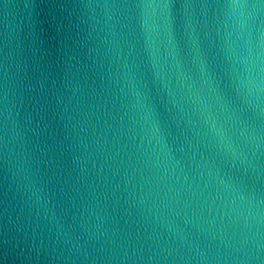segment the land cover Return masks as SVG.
I'll list each match as a JSON object with an SVG mask.
<instances>
[{
	"label": "water",
	"instance_id": "1",
	"mask_svg": "<svg viewBox=\"0 0 264 264\" xmlns=\"http://www.w3.org/2000/svg\"><path fill=\"white\" fill-rule=\"evenodd\" d=\"M0 264H264V0H0Z\"/></svg>",
	"mask_w": 264,
	"mask_h": 264
}]
</instances>
